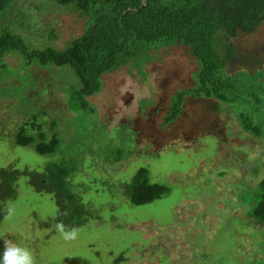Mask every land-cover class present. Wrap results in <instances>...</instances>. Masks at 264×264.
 Returning <instances> with one entry per match:
<instances>
[{"label": "rangeland", "instance_id": "374dc122", "mask_svg": "<svg viewBox=\"0 0 264 264\" xmlns=\"http://www.w3.org/2000/svg\"><path fill=\"white\" fill-rule=\"evenodd\" d=\"M83 25L49 0H9L0 19V30L7 26L39 49L64 48ZM229 42L235 58L226 73L264 70V22ZM148 54L144 77L129 65L100 76V91L87 98L93 115L68 108V69L26 66L13 53L1 59L0 168L40 172L48 161L74 158L70 189L86 214L82 224L65 227L76 230L65 240L55 227L54 195L19 176L15 197L2 207L0 254L8 241L30 249L36 264H264V226L249 218V192L264 176V137L244 132L236 112L213 98L185 97L180 114L164 124L171 98L193 84L197 64L179 44ZM32 113L47 137L55 121L60 143L52 156L14 143ZM116 146L124 157L107 161ZM139 167L167 193L133 205L124 184Z\"/></svg>", "mask_w": 264, "mask_h": 264}, {"label": "trees", "instance_id": "16d2710c", "mask_svg": "<svg viewBox=\"0 0 264 264\" xmlns=\"http://www.w3.org/2000/svg\"><path fill=\"white\" fill-rule=\"evenodd\" d=\"M67 7L84 19L82 33L57 50L51 46L33 47L21 35L4 26L0 30V61L7 54H16L29 66H55L68 69L73 78L66 90L67 106L72 113L93 115L87 98L101 89L102 74L129 65L144 77L143 66L150 60V51L173 44L184 46L195 59L193 84L178 90L171 98L164 124L176 119L185 97L213 98L227 104L234 112L241 129L256 137H264V70L251 75L225 72L233 60L229 42L238 32L249 34L264 22V0H49ZM9 0H0V19L8 11ZM49 40L55 38L53 30ZM39 113H32L14 135L17 146L30 147L41 156L59 151V134L51 120L50 135L42 131ZM30 128V131L27 128ZM124 157L122 146H116L106 158L114 162ZM78 171L74 158L48 161L40 172L12 166L0 168V220L4 217V201L15 197L13 184L27 175L28 183L37 190L54 195L57 206L55 223L73 228L83 223L86 210L71 191L70 178ZM148 170L139 167L128 183L124 195L133 205H143L167 193L164 185L150 182ZM252 202L249 218L264 226V176L249 192ZM83 215V216H82Z\"/></svg>", "mask_w": 264, "mask_h": 264}, {"label": "clouds", "instance_id": "9594fccd", "mask_svg": "<svg viewBox=\"0 0 264 264\" xmlns=\"http://www.w3.org/2000/svg\"><path fill=\"white\" fill-rule=\"evenodd\" d=\"M55 227L65 240L75 239V229L66 230L62 222H58ZM2 236L3 234H0V238ZM0 264H36V262L30 249L20 244L5 241L3 252L0 254Z\"/></svg>", "mask_w": 264, "mask_h": 264}]
</instances>
